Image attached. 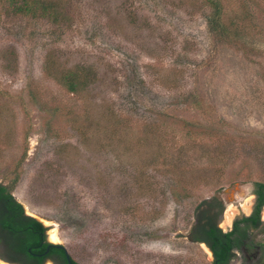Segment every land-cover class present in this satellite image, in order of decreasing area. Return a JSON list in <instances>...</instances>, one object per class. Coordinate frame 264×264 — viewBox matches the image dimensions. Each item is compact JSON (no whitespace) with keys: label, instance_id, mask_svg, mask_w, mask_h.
I'll return each mask as SVG.
<instances>
[{"label":"rangeland","instance_id":"1","mask_svg":"<svg viewBox=\"0 0 264 264\" xmlns=\"http://www.w3.org/2000/svg\"><path fill=\"white\" fill-rule=\"evenodd\" d=\"M214 1L222 32L207 0H53L46 17L0 0V184L77 263L211 264L198 204L222 199L223 231L250 214L264 0ZM76 66L94 76L70 92Z\"/></svg>","mask_w":264,"mask_h":264},{"label":"trees","instance_id":"2","mask_svg":"<svg viewBox=\"0 0 264 264\" xmlns=\"http://www.w3.org/2000/svg\"><path fill=\"white\" fill-rule=\"evenodd\" d=\"M207 2L214 9L212 15L207 18L209 28L212 31L222 32L223 27L219 22L220 5L214 0H207ZM3 5H6V11H11V14H36V11L39 10L40 14L46 17L50 15L51 10H54L55 3L53 0H3ZM51 15L54 16V13ZM92 76L94 75L90 68L82 71L81 67L76 66L74 69H67L61 73L59 81L68 91L77 92L87 86ZM252 194L254 195V203L251 213L234 219L233 228L227 231H223L218 226V219L224 210V206L219 203L216 197L202 200L195 208V222L189 231L190 238L195 242L205 243L211 250L213 254L211 264H229L233 255L232 248L237 246L239 241L248 234L249 229H257L262 225L261 229L264 232V222L260 220L261 211L264 208L263 181L253 182ZM0 199L9 200L10 210L15 213V216H19L23 211L22 205L14 199L8 186L0 184ZM15 216H9L5 213L1 215L0 223L4 227L15 224L16 228L23 232L21 244L24 248L29 247L31 248L30 251L36 253L34 257L39 263H42L46 257L41 253L47 247H50V251L59 253L65 260L64 249H59L45 242V227L40 221L33 217H24L21 222L16 224L12 219ZM262 244L264 245V241ZM72 263L79 264L73 258Z\"/></svg>","mask_w":264,"mask_h":264},{"label":"flooded vegetation","instance_id":"3","mask_svg":"<svg viewBox=\"0 0 264 264\" xmlns=\"http://www.w3.org/2000/svg\"><path fill=\"white\" fill-rule=\"evenodd\" d=\"M232 192L233 191L231 190V192L229 193V198H230V200H235V197L232 194ZM216 198L219 200V203L221 205L224 204L222 199H220L218 197H216ZM10 208H11V204L9 205L8 199H6V200L0 199V217H1V215H4L5 213H7L9 216H12V215L15 216V213L12 210H10ZM241 216H238L236 218H240ZM24 217H32V216L26 214L23 210L19 216L17 215V216H15V218H12V219H13L14 223L18 224L19 222L22 221V218H24ZM236 218H234V219H236ZM234 219H233V221H234ZM233 221L231 222V225H230L228 230H231L233 228V225H234ZM9 226L10 227H4L0 223V259L4 260L10 264H67L66 258L64 260L59 253L54 252V251H50V247H47L45 249V251H43L41 253V254L46 255V257H44L42 263H39V261L37 259H35V257H34V255H36V253H34L33 251H30L31 248H29V247L24 248L23 245L21 244L23 232L21 230H19L18 228H16L15 224H13V225L10 224ZM254 230L255 229H249L247 231L248 234H246V236L243 237L239 241L237 246L232 248L231 252L233 255H232V258H231L229 264H231L234 260H237L238 256H239L238 260L242 259V261L246 262V264H264V245L262 244L263 241L260 242V241H255L253 239L252 232ZM44 240H45V242H47L53 246L61 245V244H55V243L48 241L46 239V235H45ZM57 248L64 249L65 257H66L67 251L64 248V246L61 245V247H57ZM211 254H212V252H211ZM69 257H70L71 262H72L71 256H69ZM212 261H213V254H212ZM212 261H211V263H212Z\"/></svg>","mask_w":264,"mask_h":264},{"label":"water","instance_id":"4","mask_svg":"<svg viewBox=\"0 0 264 264\" xmlns=\"http://www.w3.org/2000/svg\"><path fill=\"white\" fill-rule=\"evenodd\" d=\"M57 247H61V245H56ZM66 262H67V264H72V262H71V259H70V257H69V255L66 253ZM0 260H2V259H0Z\"/></svg>","mask_w":264,"mask_h":264},{"label":"bare ground","instance_id":"5","mask_svg":"<svg viewBox=\"0 0 264 264\" xmlns=\"http://www.w3.org/2000/svg\"><path fill=\"white\" fill-rule=\"evenodd\" d=\"M248 201H249V200H248ZM245 208H247V205H245ZM55 237H56V236H55V235H53V238H54V239H55Z\"/></svg>","mask_w":264,"mask_h":264}]
</instances>
